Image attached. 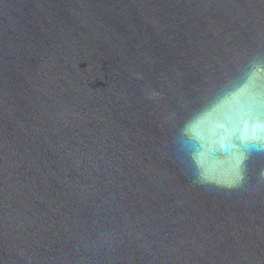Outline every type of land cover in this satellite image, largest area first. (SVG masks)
Listing matches in <instances>:
<instances>
[{
    "label": "water",
    "instance_id": "water-1",
    "mask_svg": "<svg viewBox=\"0 0 264 264\" xmlns=\"http://www.w3.org/2000/svg\"><path fill=\"white\" fill-rule=\"evenodd\" d=\"M257 125L264 0H0V264H264Z\"/></svg>",
    "mask_w": 264,
    "mask_h": 264
},
{
    "label": "snow or ice",
    "instance_id": "snow-or-ice-1",
    "mask_svg": "<svg viewBox=\"0 0 264 264\" xmlns=\"http://www.w3.org/2000/svg\"><path fill=\"white\" fill-rule=\"evenodd\" d=\"M257 127L261 128V129H264V125H257ZM246 147H255V145H249V146H246Z\"/></svg>",
    "mask_w": 264,
    "mask_h": 264
}]
</instances>
